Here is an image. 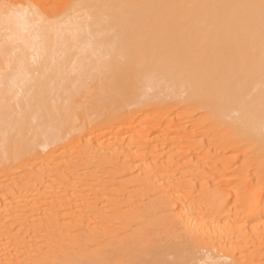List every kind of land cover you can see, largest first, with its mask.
Here are the masks:
<instances>
[{
	"label": "bare ground",
	"instance_id": "bare-ground-1",
	"mask_svg": "<svg viewBox=\"0 0 264 264\" xmlns=\"http://www.w3.org/2000/svg\"><path fill=\"white\" fill-rule=\"evenodd\" d=\"M94 89L130 105L194 99L222 116L238 112V128L259 139L264 131V0H0V264H43L33 255L34 249L45 253L32 235L39 234L34 220L73 215L78 201L92 193L84 188L85 179L109 173L115 179L128 174L124 182L142 188L154 216L172 212L181 235L202 249L216 250L221 264H264V249L243 244L251 236L262 240L264 229L252 233L244 220H234L238 205L220 196V183L203 181L213 165L199 164L198 156L195 173L202 182H191L166 167L175 155L156 156L168 143L197 149V139L164 141L151 148V156L133 139L76 141L79 158L52 155L49 160L55 148L88 134L77 115L80 97ZM140 124L131 127L130 136ZM202 151L209 161L220 153ZM257 179L253 188L250 184L255 194L241 193L243 202L235 201L248 208L250 217L264 213V197L257 196L264 187ZM93 194L100 200L99 192ZM139 199L135 195L129 203L137 205ZM49 203L50 213L45 211ZM91 221L86 219V227ZM15 222L21 235L14 232ZM99 234L92 232L75 253L93 259L89 248L101 242ZM16 238L22 249L12 255L5 244L14 245ZM183 246L155 250L156 257L168 251L180 255ZM23 250L28 256L21 260ZM50 253V264L78 259L75 253L61 256L49 250L46 256Z\"/></svg>",
	"mask_w": 264,
	"mask_h": 264
},
{
	"label": "rangeland",
	"instance_id": "rangeland-1",
	"mask_svg": "<svg viewBox=\"0 0 264 264\" xmlns=\"http://www.w3.org/2000/svg\"><path fill=\"white\" fill-rule=\"evenodd\" d=\"M80 103L81 107L78 110L77 118L82 130H89L88 134L83 135V137L78 135L80 133L73 135L72 137L78 135L72 140L75 142L69 143L60 149L55 148L52 153H49L50 161L54 158L52 155L65 159H69V155L79 158V147H77L76 141L87 140L104 144L124 138L129 141L133 139L137 148H143L144 152L148 151L149 154L147 155L151 156V148H156L157 145H161L164 141L170 140L180 144L197 139V141H200L197 149L168 143L169 145H164L166 148L164 146L158 148L156 156H159V154L175 155L174 160H170L171 162L167 163L169 166L166 165L168 170L172 168L173 170L171 171H174L175 169L174 173L177 177H185L190 179L189 181L195 178L198 183L202 181L200 177L196 178V162L199 160V164L203 166L206 163L213 165V168L209 170L211 176L208 177L207 175L203 181L220 183V196L229 200L233 206L237 207L238 205L234 220H244L252 233H256L259 227L264 229L262 228L264 227V213H255V215L250 217L251 214L248 208L243 206L241 209L240 207L243 204L239 205L240 202H243L239 198L241 195L249 194L252 196L255 194L252 192V188L258 180L257 177H260L264 187V131L259 139L248 137L238 128L239 120L237 121V119L240 116L238 112H230L229 115L227 113L222 116L212 106L199 105L194 99L176 100L167 98L166 101L161 103L130 105L129 102L109 99L102 95L98 89L84 93L80 97ZM140 121L141 124L137 133L130 136L131 127L139 124ZM68 140L71 141V139ZM216 141L226 142L223 145H218ZM221 147L223 148L221 149ZM207 149H212L213 152L217 153L220 152L217 155L218 158L211 161L203 159L202 153L204 152L202 150L206 151ZM198 156L201 158L197 160ZM36 159V156L32 157V160ZM109 170H112V168ZM238 171H241L239 172L241 175H235ZM246 171L250 172V177L252 178L249 175L246 176ZM136 172H139V170L136 169ZM129 178L130 176L126 174L117 176L115 179L112 173L106 174L105 178L100 176V180L87 178L85 179L84 188L88 192L92 191V193L89 192L87 194L88 192H85L87 199L83 197L78 201L79 203L76 204L78 206L73 215L62 214L60 218L49 220L35 219L34 223L37 225L39 234L33 233L32 235L36 236V240L38 239L37 244L42 247L41 250L45 251L44 254L39 255V249L33 250V255H35L37 261H41L43 264H50L53 255L50 253V255L46 256L49 250L61 256L63 252L75 253L76 248L79 247V250H81V246L86 243L85 241L92 232L99 231L100 234L97 238L101 242L93 243L89 248L93 259L87 258L85 255L80 258L75 253L74 257H78V259H68L65 264H152L154 262L155 264H212L215 260L214 264L218 262L221 264V259L218 256H216L217 258L214 257L218 253L216 250L212 251L205 247L202 249L203 246L198 245L200 244L199 242H192L190 238H187L188 236L181 235L183 231L181 232L178 226L179 219L172 212H155L156 216H154L149 208V203H147L148 198L144 197L142 188L124 182ZM97 192H99L100 200H96L95 194H93ZM135 195L140 197L137 202L138 206L136 203H129V200L134 199ZM151 195L154 198L159 197L152 192ZM257 196L262 201L261 196L264 197V191H261ZM125 197L128 198L127 201L117 203V201ZM237 200L240 202L236 203L235 201ZM50 210L51 206L49 203L45 211L50 213L52 212ZM68 211L70 209L66 208L64 213L67 214L69 213ZM82 214L84 215L83 219L79 217ZM132 214L140 216L137 220L128 218ZM86 219L92 220L90 228L86 227ZM19 228H21L20 224L15 222L13 226L14 232L21 235ZM104 233L106 235L103 236ZM46 234H48V239L44 240L42 236ZM15 237V235L12 236L11 240ZM251 237L245 239V242L243 240V244H248L249 248L253 244L250 249H253V247L264 249V238L262 241L255 237H253L255 240H251ZM16 240L17 242H14V245L5 244V247L8 246L10 248L9 253L12 255L17 254L22 249L21 241L17 238ZM29 240H32L31 236L28 238V242ZM249 240L252 242H249ZM234 242L238 244V241ZM258 243H260L261 247L257 245ZM172 244L184 245L181 247L180 255L179 253L168 251L162 258L156 257V252H159V249L168 248ZM152 249L154 250L152 251ZM81 252L85 253L84 251ZM2 253L5 254L6 252L2 251ZM207 253L209 255H206ZM213 253L215 254L213 255ZM236 253L238 254L239 252L235 251ZM21 255L24 257L21 260H24L28 256V252L23 250ZM188 257L189 259H187ZM14 262L17 261L15 260Z\"/></svg>",
	"mask_w": 264,
	"mask_h": 264
}]
</instances>
